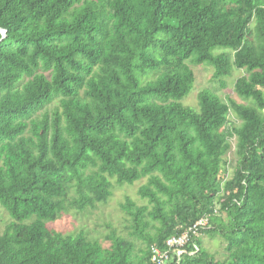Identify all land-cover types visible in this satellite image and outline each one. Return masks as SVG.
<instances>
[{
	"label": "trees",
	"instance_id": "trees-1",
	"mask_svg": "<svg viewBox=\"0 0 264 264\" xmlns=\"http://www.w3.org/2000/svg\"><path fill=\"white\" fill-rule=\"evenodd\" d=\"M1 28L0 205L11 220L0 264H156L153 247L175 264L167 238L201 218L177 264H264V0H0ZM189 62L211 66L221 87L244 69V102L202 88L197 108L183 104ZM111 178H145L147 203L120 205L141 247L115 230L103 246L47 225L105 203ZM202 234L224 241L223 258Z\"/></svg>",
	"mask_w": 264,
	"mask_h": 264
},
{
	"label": "rangeland",
	"instance_id": "rangeland-1",
	"mask_svg": "<svg viewBox=\"0 0 264 264\" xmlns=\"http://www.w3.org/2000/svg\"><path fill=\"white\" fill-rule=\"evenodd\" d=\"M220 50L222 49L218 48L215 51ZM189 64L194 71V83L189 93L181 99L183 104L197 108V93L202 88L211 89L226 102H229V99L244 102L234 91V82L239 76L246 73L244 69L233 68L231 74L226 78V86L221 87L217 81L212 79L213 68L211 66L205 63L191 64L189 62ZM57 103V100L53 101L47 105V109L51 111ZM229 118L234 125L240 122L232 110L230 111ZM234 146L235 138H232L231 148L225 155L226 171L223 172L224 175L222 173L225 178L231 176L235 164ZM110 180L112 182V194L105 203H98L94 208L87 207L83 210L70 208L62 212L56 220L47 222V225L63 234L75 233L82 230L89 238L100 241L103 246H109L110 242L106 237L112 230H115L117 234L133 239L137 246L141 247V241L129 235L131 231L130 217L121 209L120 205L125 200V197H130L137 204L147 203L145 199L140 198L137 194V188L141 183L145 182V178L133 184H117L113 178ZM10 220L8 212L0 205V233ZM201 240L203 246L212 252L216 259L223 258L224 241L218 235L210 236L202 234Z\"/></svg>",
	"mask_w": 264,
	"mask_h": 264
},
{
	"label": "built area",
	"instance_id": "built-area-1",
	"mask_svg": "<svg viewBox=\"0 0 264 264\" xmlns=\"http://www.w3.org/2000/svg\"><path fill=\"white\" fill-rule=\"evenodd\" d=\"M206 223V219L201 218L197 220L194 224L189 226L187 229L182 231L179 235L167 238L166 245L168 247L175 248V264H177L181 254L184 252V245L189 242L190 233H197L200 227H205ZM167 259H170L168 250L162 251L156 247L152 248L151 260L153 262H155L156 264H168Z\"/></svg>",
	"mask_w": 264,
	"mask_h": 264
},
{
	"label": "water",
	"instance_id": "water-1",
	"mask_svg": "<svg viewBox=\"0 0 264 264\" xmlns=\"http://www.w3.org/2000/svg\"><path fill=\"white\" fill-rule=\"evenodd\" d=\"M1 30V33H2V37H4L5 36V29H0Z\"/></svg>",
	"mask_w": 264,
	"mask_h": 264
}]
</instances>
